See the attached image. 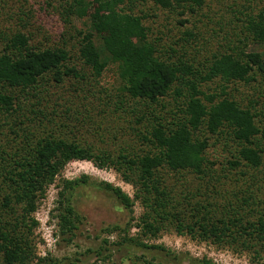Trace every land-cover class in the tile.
Segmentation results:
<instances>
[{
    "label": "trees",
    "instance_id": "1",
    "mask_svg": "<svg viewBox=\"0 0 264 264\" xmlns=\"http://www.w3.org/2000/svg\"><path fill=\"white\" fill-rule=\"evenodd\" d=\"M206 2H61L66 23H73V19L84 22V28L74 27L72 33L81 68L87 67L95 80L107 72L113 73L117 97L104 102L99 113L108 114L107 109H111L110 114L117 112L119 118L134 127L137 125V136L149 143L143 153L122 149L114 155L68 135V130L71 133L78 130V123L83 128L91 127L92 113L97 106L94 100L90 101L91 108L64 106L65 113L61 109L63 114L57 119L68 134L56 133L52 125L55 119L50 118L55 115L41 107L46 87L53 82L64 84L69 74L84 79V73L71 61L73 57L67 45L37 46L31 43V36L21 30L0 31V264H64L63 260L37 253L34 236L39 221L35 213L48 187L56 182L66 165L75 160H88L100 168L114 166L123 179L133 185L135 192L131 197L111 182L96 184L100 190L114 196L130 214L135 201L141 202L145 212L137 225L143 236L157 237L163 230L174 228L182 235L219 245L233 243L252 250L253 264H262L264 215L257 221L245 220L241 211L244 202L250 205L251 191L240 196L239 185L233 187L225 178L229 177L231 169L227 164L253 168L264 165V124L259 120L262 113L257 109L259 98L245 105L230 90L238 82L247 84L257 80V74L264 76V54L247 50L248 40L264 44V8L247 20L243 36L236 40L239 44L225 45L226 49L214 53L211 62L202 69L185 54L174 55L177 47L165 48L158 37L151 38L145 14L136 11L140 4L146 3L163 10L197 11ZM210 81H218V91L204 89L203 85ZM31 95L37 100L30 99L31 108L28 114L23 112L24 119H20L18 109L26 106L22 96ZM170 95H176V100L180 98L176 112L172 114L170 110L169 116H159L155 106L166 110L163 99ZM36 109L43 117L38 123H34L38 115ZM150 115L153 121L147 120ZM213 138L224 140L230 152L225 162L219 163L220 168L208 151ZM188 173H194L205 182L202 188L191 187L187 179H183ZM89 179L84 174L64 179L59 186L58 224L61 233L68 234V240L77 234L84 220L74 202L75 192L80 186L91 184ZM222 198L223 204L219 202ZM114 228L128 232L119 225L110 226L107 231L113 232ZM121 239L118 244L134 242L142 249L171 253L164 245L150 244L142 237L125 234ZM103 242L109 244L110 240ZM103 251L110 253L106 258L110 259L112 249L104 245L99 254L103 255ZM144 262L163 264L149 259ZM197 262L216 264L207 258ZM69 264L86 263L75 259Z\"/></svg>",
    "mask_w": 264,
    "mask_h": 264
},
{
    "label": "rangeland",
    "instance_id": "2",
    "mask_svg": "<svg viewBox=\"0 0 264 264\" xmlns=\"http://www.w3.org/2000/svg\"><path fill=\"white\" fill-rule=\"evenodd\" d=\"M61 2L62 0H0V31L21 30L29 34L31 43L37 46L67 45L73 57L71 61L85 75L83 79L82 76L69 74L65 77L64 84L53 82V85L47 86L43 97L45 100L41 107H44V111L55 115L50 117L55 119L52 125L55 126L56 133L63 135L68 134L67 129L62 127L57 118L62 116L64 106L83 109L87 105L91 108L90 101L94 100L97 106L92 113L94 118L90 122L91 127L83 128L78 123V130L75 133L68 130V135L93 144L98 151L108 150L114 155L122 149L143 153L144 150H148L149 143L143 142L137 136V125L134 127L124 118H119L117 112L110 114L111 109H107L108 114L99 113V110L104 107V102L117 97L114 94L116 83L113 73L107 72L95 80L87 67L81 68L82 62L77 57L76 48H73V45H76V38L72 36V33L74 27L84 28V22L73 19V23H66L62 18ZM262 8H264V0H207L205 6L197 11L187 8L184 11H181V8L175 11L163 10L152 3L140 4L136 11L145 14V23L150 28L151 38L158 37L165 48L177 47L178 52L174 55L183 53L201 68L211 62L214 53L225 50V45L239 44L236 40L239 36H243L247 20ZM226 35L228 38L225 37ZM247 50L264 54V44L260 45L248 40ZM257 78L247 84L238 82L236 86L232 85V89H229L245 105L249 104L251 99L259 98L260 104L257 105V109L262 111L259 120L264 124V76L257 74ZM203 87L209 92L219 90L218 81H210ZM175 97L176 95L165 97L163 100L167 109L155 106L156 114L169 116L170 110L174 114L177 104H180L178 101L180 98L176 100ZM30 99L34 100L32 102L37 100L32 95L22 96V102L26 106L22 105L18 109L17 114L20 119H24L23 112L28 114L31 108ZM58 103L64 105L59 106ZM39 107V105L35 106V108ZM36 110L38 115L34 123L43 120L42 112L39 109ZM19 118L18 122H20ZM153 119L150 115L147 120L153 121ZM140 127L143 128V125ZM212 142L214 143L208 148L209 155L217 163L216 167L220 168L219 163L225 162V157L230 156V152L223 144L224 140L216 141L213 138ZM226 167L231 169L228 170L229 177L225 180L231 181L233 187L239 185L237 191H241L240 196L247 195L251 191L250 205L248 201L243 203L241 213L244 214V219L257 221L264 215V165L253 168L233 167L227 164ZM84 174L89 176L91 184L80 186L74 196V202L84 220L77 234L72 240H68V234L61 233L58 224L57 207L61 189L59 186L64 179H73ZM183 179H187L191 187L202 188L205 183L194 173L186 174ZM100 181L111 182L122 187L131 197L134 195L133 185L126 182L114 166L100 168L88 160H75L68 163L56 182L48 187L46 197L42 198L35 213L39 226L36 228L34 240L40 256L63 260L64 264H69L75 259L86 264H146L144 259L159 261L163 264H197V261L203 258L211 259L216 264H253L252 250L242 249V246H236L233 243L215 244L199 237L179 234L174 228L163 230L157 237L143 236L141 227L137 225L145 212L141 202L135 201L133 213L130 214L114 196L97 187L96 184ZM229 181L226 182L229 183ZM229 197L233 198L231 194ZM219 200L221 204L224 203L223 198ZM117 225L127 229L128 232H119L115 228L113 232L107 231L108 227ZM125 234L129 237H142L150 244H162L171 253L167 255L165 251L142 249L134 242L118 244ZM104 239L110 240L109 244L104 243ZM104 245L113 251L110 259H106L110 254L108 251H103V255L99 254L100 248ZM262 255L260 261L264 264V250Z\"/></svg>",
    "mask_w": 264,
    "mask_h": 264
}]
</instances>
